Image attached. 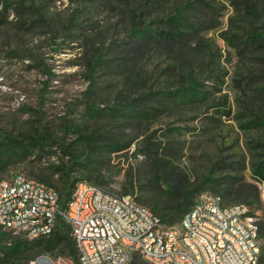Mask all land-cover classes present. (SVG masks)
<instances>
[{"label": "rangeland", "instance_id": "rangeland-1", "mask_svg": "<svg viewBox=\"0 0 264 264\" xmlns=\"http://www.w3.org/2000/svg\"><path fill=\"white\" fill-rule=\"evenodd\" d=\"M183 2L0 0V127L12 133H30L42 119L61 136L64 121L68 120L69 123L80 124L87 133L96 130L104 138H119L123 144L131 141L129 148L110 155L112 177L104 189L118 195L124 194L127 177L138 169H147L148 163H151L147 150L149 141L160 145V153L173 161L177 171L187 173L190 180L207 177L213 172H216L215 176H224L228 171L222 169L223 164L246 161L247 168L242 175L247 181L258 184L264 193V184L251 169L252 162L264 153L263 144L257 143L263 140L264 127H250L254 123L246 126L258 110L252 106L254 113L245 111L243 94L238 85V80L248 77L251 68H254L248 58L252 54L246 50L241 55L238 51L241 47L227 45L220 35L222 30L219 31V28L228 29L230 16L237 15L229 0H214L212 3L220 15L219 28L207 31L205 37L213 42L212 48L220 57L221 64L213 65L218 66L213 73L206 68L208 71H204L203 78L220 74L219 81L210 79L207 83L217 84V90H220L217 96H229V105L233 110L231 117L222 116L213 121L210 118L215 115L213 110L207 117L202 116V112H199L201 116H197L196 111L191 110L179 113L166 108L159 99L139 104L132 102L150 90L175 89L178 78H181L176 59L170 53L155 50L152 46L145 48L141 54L133 53L128 43L142 15L148 18V22L157 14L173 13ZM142 5L149 8L145 13L142 12ZM151 11L154 12L149 15ZM72 14L75 17L71 24ZM193 14L205 18L207 11ZM127 49L130 51L127 52ZM93 54L110 61L105 64L107 67L98 66L91 74L87 62ZM258 74L262 73L251 75L254 79L249 92L256 99H260L256 91L264 87V78H256L260 77L256 76ZM89 75L91 81L88 80ZM90 87L95 92L86 97L85 91ZM87 98L90 104L105 112L88 115L84 102ZM128 104L134 106L128 107ZM142 111L151 113L142 118L139 116ZM241 111L249 115H242ZM75 138L77 135L70 131L68 139ZM103 153H94L92 157L108 155ZM37 156L35 154L25 162L14 159L0 173V184L11 181L19 173L32 180L30 173L35 163L31 161ZM61 157L58 150L52 157L45 155L40 161L43 166H48ZM100 165L98 163L96 167ZM143 192L139 185L132 196L140 202L138 197ZM207 192L213 194L215 189L206 186L202 193ZM238 197L235 193L223 196L226 204L236 203ZM251 210L258 223H263L264 194L261 204L253 205ZM4 244L0 245L1 250ZM1 252L0 264H4ZM43 255L52 258L55 264H74L63 249L43 253L37 258ZM24 257L23 264L31 261V253H26ZM11 262L18 264L16 260Z\"/></svg>", "mask_w": 264, "mask_h": 264}, {"label": "trees", "instance_id": "trees-1", "mask_svg": "<svg viewBox=\"0 0 264 264\" xmlns=\"http://www.w3.org/2000/svg\"><path fill=\"white\" fill-rule=\"evenodd\" d=\"M105 1L108 2V0ZM229 1L237 15L236 17L234 14L230 16L229 28L226 30L219 28L220 15L216 11L217 7L212 5L214 0H184L173 13L157 14L153 20L148 22H146L148 18L142 15L132 30L131 40L128 43L129 48L133 53L135 51L141 54L145 48L152 46L155 50L170 53L176 59V68H179L181 78H178L175 89L150 90L143 96L132 100L133 104L159 99L166 108L179 113L191 110L196 111L197 116H201L199 112H202V116L207 117L213 110L215 115L210 117L213 121L221 119L222 116L231 117L233 110L229 105V96L227 94L217 96V92H220L217 90L219 89L217 84L207 83L210 79L219 81L220 74L217 77L212 74L208 78H203L204 71H208L206 68L213 73L221 64L220 57L212 48L213 42L205 37L207 31L219 28V31L222 30L220 35L227 45L234 48L241 47L238 49L241 55L246 50H250L252 54L248 58L251 59L254 68H251L248 77L238 80V85L243 94L245 111L254 113L251 110L252 106L258 110L255 118L246 122V126L254 123V126L250 127H264V87L256 91L260 99H256L249 93L254 79L253 74L261 72L262 74L256 75L260 77L256 78H264V0ZM142 7L144 13L149 9L143 5ZM198 11H207L205 18L193 14ZM153 12H149V15ZM74 17L75 14H72L71 24ZM109 61V59H102L101 55L93 54L87 62L90 73L92 74L98 66L107 67L105 64ZM215 64L218 66L214 67ZM90 75L88 80L91 81ZM140 76L141 74L138 73V77ZM94 92L90 87L85 91V96L88 97L87 95ZM84 102H86L88 115H100L105 112L97 105L90 104L88 98ZM133 104H128V107ZM153 110L156 109L153 108ZM245 111H241L240 114L249 115ZM111 112L115 114L114 111ZM150 113L142 111L139 116L146 118ZM63 129L64 133L60 136L42 119L38 120L34 131L30 133H12L0 127V173L4 172L14 159L18 162H25L38 154L37 159L31 161L35 163V166H32L30 176L36 182L55 187L54 189L60 194L61 204V213L57 217L54 231L49 236L30 241L13 237L10 232L1 230L0 227V245L2 242L5 243L2 250L0 247L4 264H14L12 260L23 264L26 253H31L32 261L43 253H53L58 249L67 252L74 264H80L79 252L71 234L72 228L64 212L81 181H89L104 189L112 177L111 153L129 148L132 143L128 141L123 144L119 138H104L96 130L87 133L85 132L87 130L80 124H72L68 120L64 121ZM70 131L76 134L77 138L69 140ZM262 137L263 140L257 143L263 144L264 147V134ZM159 147L160 145L156 143L148 142L147 150L151 163H148L147 169H138L129 178L127 177L125 191L122 195H134L136 188L140 185L144 192L138 197L139 203L147 204L164 223L172 226L179 225L184 214L196 204L203 194L204 187L209 185L215 189L213 194L220 195L224 203L223 196L235 193L239 196L236 203L248 204L251 207L261 204L264 194L262 189L258 184L247 181L242 175L247 168L246 161L236 160L223 164L222 169L228 171L224 176H215L216 172H213L207 177L190 180L187 173L175 169L173 161L161 154ZM58 150L62 157L58 158L53 165L43 166L40 161L42 157L45 155L52 157L53 153ZM103 152L108 155L101 158L97 155L95 159L92 157L94 153ZM98 163L101 165L97 168ZM251 169L260 179L259 181L264 184V153L258 155L257 160L252 162ZM259 226L260 235L264 239V222H260ZM31 261L28 260L26 264H30ZM135 261L137 264H146L138 253L135 254ZM259 264H264V245Z\"/></svg>", "mask_w": 264, "mask_h": 264}, {"label": "built area", "instance_id": "built-area-1", "mask_svg": "<svg viewBox=\"0 0 264 264\" xmlns=\"http://www.w3.org/2000/svg\"><path fill=\"white\" fill-rule=\"evenodd\" d=\"M60 194L19 173L0 184V227L30 241L49 236ZM64 216L80 264H259L263 239L251 206L203 193L179 225L164 223L130 195L81 181Z\"/></svg>", "mask_w": 264, "mask_h": 264}, {"label": "water", "instance_id": "water-1", "mask_svg": "<svg viewBox=\"0 0 264 264\" xmlns=\"http://www.w3.org/2000/svg\"><path fill=\"white\" fill-rule=\"evenodd\" d=\"M33 264H55L53 259L48 257V256H40L39 258H37L36 261H34Z\"/></svg>", "mask_w": 264, "mask_h": 264}]
</instances>
